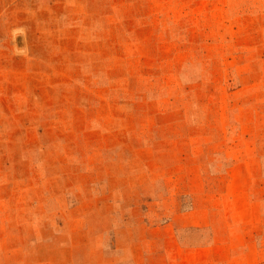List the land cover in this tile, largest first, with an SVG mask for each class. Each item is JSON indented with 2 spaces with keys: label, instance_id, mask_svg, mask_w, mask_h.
<instances>
[{
  "label": "rangeland",
  "instance_id": "obj_1",
  "mask_svg": "<svg viewBox=\"0 0 264 264\" xmlns=\"http://www.w3.org/2000/svg\"><path fill=\"white\" fill-rule=\"evenodd\" d=\"M0 264H264V0H0Z\"/></svg>",
  "mask_w": 264,
  "mask_h": 264
}]
</instances>
